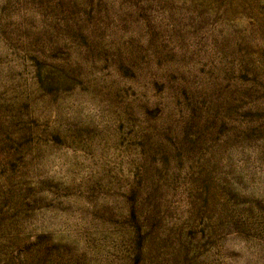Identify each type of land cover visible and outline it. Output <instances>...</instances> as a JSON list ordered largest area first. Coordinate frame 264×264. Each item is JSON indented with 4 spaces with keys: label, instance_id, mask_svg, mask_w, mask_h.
Returning <instances> with one entry per match:
<instances>
[{
    "label": "rangeland",
    "instance_id": "1",
    "mask_svg": "<svg viewBox=\"0 0 264 264\" xmlns=\"http://www.w3.org/2000/svg\"><path fill=\"white\" fill-rule=\"evenodd\" d=\"M0 264H264V0H0Z\"/></svg>",
    "mask_w": 264,
    "mask_h": 264
}]
</instances>
